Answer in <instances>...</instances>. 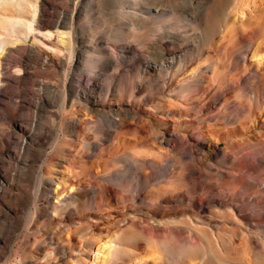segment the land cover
<instances>
[{"label": "rangeland", "instance_id": "1", "mask_svg": "<svg viewBox=\"0 0 264 264\" xmlns=\"http://www.w3.org/2000/svg\"><path fill=\"white\" fill-rule=\"evenodd\" d=\"M18 1L0 3V264H201L189 246L218 237L263 264L225 206L252 171L264 198V166L227 158L264 145V0ZM36 12L70 39L58 67L11 31ZM258 211L241 215L264 242Z\"/></svg>", "mask_w": 264, "mask_h": 264}, {"label": "bare ground", "instance_id": "2", "mask_svg": "<svg viewBox=\"0 0 264 264\" xmlns=\"http://www.w3.org/2000/svg\"><path fill=\"white\" fill-rule=\"evenodd\" d=\"M2 2L3 0H0L1 4ZM18 2L19 4H21L20 2H22L23 4L24 0H20ZM47 6H50V4H47V2L45 1L42 7L43 14H45V10ZM36 16H37V12L30 22H27L26 20H22V19L15 20L14 24L11 26V31L16 32V29L18 26V28L21 27L24 29L23 39H27L30 35L34 36L35 45L39 46V49L30 45L29 54L34 55L36 58L38 56H43L42 62L46 61L47 64H51L52 66L58 67V65L61 64V60H62L61 58L63 56L64 50H66L71 45L70 39L67 37V34H64L61 31V29L64 28V25L62 21L61 22L56 21L54 23H48V21L44 22V21L39 20ZM46 28H50V29L46 30ZM63 34L66 37H63ZM9 44H13V43L11 41L0 38V58H3L5 56L3 51L7 50L6 46H8ZM73 56L74 54L70 50L69 59H71ZM94 76L95 75L92 73L88 74L84 79L85 82L87 84H90L94 81L93 85H98V79H95ZM259 86L264 87L263 80ZM128 113L133 118H138V115L134 110H130ZM76 123L77 124H74V128L76 127L80 128L81 124L79 122H76ZM14 126L16 127L18 126V124H15ZM117 126H118L117 129L119 131H123L124 129H126V125L124 122H119ZM19 130L22 131V128L19 127ZM183 141H184V138L180 136L178 140L176 141V143H173V142L171 143L165 142V143L169 151L172 152V155L179 156L182 154H186L187 148L190 147L187 143H183ZM247 149H249V151ZM243 150H247L248 152L244 153ZM227 158L228 160H232L233 163L236 162L239 165V167H237V171H241L240 169H243V167L245 166H248V168L250 169H252V167L264 166V145H260V146L259 145H249L247 148L246 147L242 149L239 148L237 150V153L229 154ZM252 172L253 173H251V176L246 175V174L243 176L245 184H246L245 191L240 192L241 189L237 187L228 188V191L230 192L229 197L232 198L233 202L234 201L238 202V204H230V206L227 205L225 207H227L226 211L230 213L227 218L230 221H232L235 225L233 226L234 233H236L237 235H240L241 237H244V238L246 237L249 240L251 245L255 244L254 246H256L259 249V252H260L259 256L261 258V262L264 264L263 239L259 238L255 240V239L250 238L247 234V230L244 228V227H250L251 225L248 222L250 221L254 222L255 220L251 219L250 216L247 214L241 215L248 211L252 212V210L254 211L259 210L257 214L259 215L260 211H264V198L261 195H258L251 201L248 200L250 195H252V193L255 192V188L256 189L261 188V176H259L256 173V171H252ZM247 174H250V173H247ZM232 176L241 177L240 174H238V176L237 175H232ZM26 180H29V175L28 177H26ZM195 187L197 186L195 185ZM219 188L221 191H219L218 193L220 196H222L224 188L222 186H219ZM2 190H3V186L0 184V192ZM200 191L202 195H205V193L207 192L205 188H200ZM77 196L80 197L81 195H77ZM206 196L207 195H205V197ZM233 196L237 198L233 199ZM57 197H58V202H57L58 204L59 203L62 204L63 202L67 200L63 196L57 195ZM159 208L162 210L168 209V208H163V207H159ZM225 225L227 224L224 223L221 226H225ZM256 226H258V224ZM258 227L264 228V225L258 226ZM197 231L202 233L201 229H197ZM199 241L200 243H194L193 245H190L189 248H191L194 252L198 253V255L201 258V264H233L230 262L229 258L225 254V249L223 247L224 243L219 237L217 238V240L210 239V240H207V242H202V240H199Z\"/></svg>", "mask_w": 264, "mask_h": 264}]
</instances>
